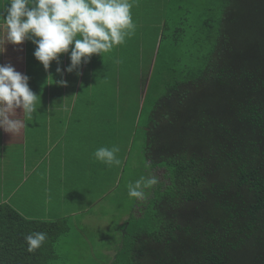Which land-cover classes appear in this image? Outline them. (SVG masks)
Masks as SVG:
<instances>
[{"label": "trees", "instance_id": "1", "mask_svg": "<svg viewBox=\"0 0 264 264\" xmlns=\"http://www.w3.org/2000/svg\"><path fill=\"white\" fill-rule=\"evenodd\" d=\"M160 3L144 36L145 43L152 39L150 58L160 38L150 82L161 76L163 93L144 123L143 155L151 168L163 169L165 180L121 223L108 264H264V0ZM170 4L178 16L167 33ZM125 44L133 54L143 48L132 38ZM5 47L6 63L30 76L31 86L47 85L50 67L45 71L35 59V45L26 40ZM44 91L37 98H46ZM24 134L0 129V165L13 160L7 145L24 148ZM19 181L5 189L1 180V190L8 194ZM63 225L0 202V264H48ZM34 232L47 239L29 253L24 236Z\"/></svg>", "mask_w": 264, "mask_h": 264}, {"label": "rangeland", "instance_id": "2", "mask_svg": "<svg viewBox=\"0 0 264 264\" xmlns=\"http://www.w3.org/2000/svg\"><path fill=\"white\" fill-rule=\"evenodd\" d=\"M129 2L133 5L131 14L136 24L135 33L131 38L139 41L141 46L143 45L141 52L136 51L133 54L125 50L127 44L119 45L111 52L102 55L93 54L87 64L82 63L72 73L63 71L70 63L69 55L60 54L61 73L56 72L58 65L56 61H52L49 75L45 80L48 82L47 85L44 83V86H37L34 82L31 86L28 83L34 93L45 89L47 97L37 98V112L33 120L28 123L23 135L24 148L21 150L19 146L17 148L14 145L6 147L7 154L12 157L10 159L18 160L17 163L8 160L6 166L4 163L0 165V183L2 180L4 188L7 189L16 177L27 180L30 164L42 161L36 173L30 177L32 179H28L23 187L5 200V203L16 206L29 218L47 216L45 211L48 196L55 201L59 200V206L61 210L63 206L65 213L77 211L85 205L90 196L98 194L101 196L86 214L78 213L64 219V230L54 239L53 256L48 264H108L112 258V251H115L119 243L121 223L126 217L138 211L139 203L145 200L129 197L127 184L134 183L141 176L150 174L157 175L160 182L165 180L163 169L145 168L147 161L143 155L144 123L153 103L163 93L161 76H153L151 82L149 78L154 67L160 38L150 58L152 39L149 43H145L144 30L153 25L155 16L159 14L158 9L161 8V3L158 4V0H148V2L147 0H129ZM146 7L148 9H145ZM153 7L156 11L152 10ZM164 7L165 10L168 9V5L162 4V8ZM169 9L166 13L171 16L172 25L167 33L174 28L173 23L178 16L173 10V4L169 5ZM152 28L155 31V26ZM159 65L155 68L154 74ZM144 74H147L146 82L149 78L150 87L141 115L134 121L136 108L140 112L142 105L144 89L141 91L140 100L138 95ZM28 77L31 79L30 76ZM61 79L67 83L57 84L56 81ZM65 105L72 107H65ZM43 134H95V137L92 136L94 138L87 139V143L80 144L76 151L69 150L67 154L70 155V163L76 156L78 157L76 161H80L78 164H81L84 160H88L90 149L91 158L95 161V165L91 168L90 179L84 178L83 175L69 179V173L74 169L77 170L78 167L68 166L65 169V175L60 177V180L51 181L50 186L47 187L39 179L40 175H44L43 160L60 158L62 152L57 148L55 152H52L51 157L45 154L47 146ZM3 146L4 141L0 137V150ZM112 146L120 149L117 153V157L121 160L119 167H108L94 157V152L98 148ZM86 153L88 154L85 155ZM19 166L21 170L18 174L16 169ZM33 177L35 182L41 181L36 187L29 183L33 181ZM54 191H57L58 195L55 196ZM150 191L151 189L147 190L146 197ZM6 192L4 190L5 196ZM60 202H62L61 205ZM48 203L52 204L53 200L49 199Z\"/></svg>", "mask_w": 264, "mask_h": 264}, {"label": "clouds", "instance_id": "3", "mask_svg": "<svg viewBox=\"0 0 264 264\" xmlns=\"http://www.w3.org/2000/svg\"><path fill=\"white\" fill-rule=\"evenodd\" d=\"M132 6L129 0H8L0 7V54L6 51V44L28 40L35 45L33 56L45 71L56 61V72L61 73L60 54L67 53L70 63L63 71L72 73L93 54L111 52L134 35ZM28 81L29 77L10 63L0 64V129L14 137L22 134L38 109V95ZM56 83L67 82L61 79ZM119 151L117 146L100 147L94 157L108 167H119ZM144 166L151 168L150 162ZM159 183L157 175L141 176L127 184L128 196L143 200L147 190ZM46 239L45 232L24 236L27 252L34 253Z\"/></svg>", "mask_w": 264, "mask_h": 264}, {"label": "crops", "instance_id": "4", "mask_svg": "<svg viewBox=\"0 0 264 264\" xmlns=\"http://www.w3.org/2000/svg\"><path fill=\"white\" fill-rule=\"evenodd\" d=\"M4 1L2 0V4L4 6ZM148 2V0H147ZM143 8V7H142ZM26 42V40H25ZM23 51V55H24ZM5 58H4V53L0 54V64H5ZM49 74V73H48ZM50 101V100H49ZM65 107H72L71 105H68ZM45 136L44 141L46 142V153L48 154L50 157L52 156V152H55L57 148V150L62 152V155L60 158H47L43 160V163H45L44 166V170L43 173L44 175H40L39 179L41 181H43L47 187L50 186L51 181H55L56 179L60 180V177L62 178V176L65 175L66 170L68 166H74V168L78 167V169H74L72 170L69 175V179H75L78 176H82L85 178L87 177L88 179H90V177L92 176V170L91 168L95 165V161L92 160L91 158V154H90V149H89V156H88V160H84L83 163L78 164L80 161H76L78 159V157H74V159L71 161L70 163V155H67L69 150H75L80 146V144L82 143H87V139L89 140L90 138H94L95 134H43ZM94 135V137H92ZM100 136V134H99ZM90 142V141H89ZM90 145V144H88ZM88 153H86L85 155H87ZM67 156V157H66ZM42 161L40 160L39 163L37 161L32 162L30 164V168L28 169L29 172V177L28 179H32L30 177L33 176V174L36 173V171L38 170V166L40 165ZM46 167V168H45ZM83 168V169H81ZM81 169V170H80ZM80 170V171H79ZM68 172V171H67ZM28 179L26 180L25 178L22 177V179H20V181L13 187L12 191L8 194H6V196L4 195V191L0 192V198H1V203H5L8 198H10V196H13L14 193H16V190H18L20 187H23L24 184L28 181ZM38 180V179H36ZM40 180L35 182V177H33V181H30V185L31 186H37L38 182H41ZM55 196L56 194L58 195L57 191H54ZM101 198V196L98 195H94V196H90L89 199L87 200V202L85 203V205H83L82 207H80L77 211H71L68 213H65L63 210V206H62V210L59 206V200L55 201L52 197L48 196L46 197V215L44 217L41 218H36L35 219H39V220H46V221H51V220H61L64 221L65 218H67L70 215H75L78 213H83L86 214L89 209L92 207V204L95 203L96 201H98ZM49 199L53 200L52 204H47V201H49ZM62 204V202H60V205ZM13 206V205H12ZM44 206V204L42 205ZM15 207L21 214L24 215V213L22 211H20V209H18L16 206ZM26 216V215H25ZM28 217V216H26ZM29 218V217H28ZM125 218V217H124ZM127 218V217H126ZM125 218V219H126ZM114 251H112L111 254H113Z\"/></svg>", "mask_w": 264, "mask_h": 264}, {"label": "water", "instance_id": "5", "mask_svg": "<svg viewBox=\"0 0 264 264\" xmlns=\"http://www.w3.org/2000/svg\"><path fill=\"white\" fill-rule=\"evenodd\" d=\"M149 78L147 79L146 85L144 87V91H143V95H142V102H143V99H144V96H145V93H146V90H147V87H148Z\"/></svg>", "mask_w": 264, "mask_h": 264}]
</instances>
